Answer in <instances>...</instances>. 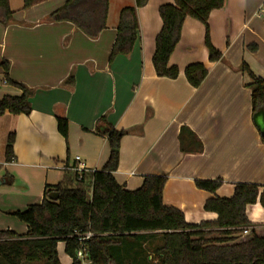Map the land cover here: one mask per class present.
<instances>
[{
  "label": "crops",
  "instance_id": "crops-1",
  "mask_svg": "<svg viewBox=\"0 0 264 264\" xmlns=\"http://www.w3.org/2000/svg\"><path fill=\"white\" fill-rule=\"evenodd\" d=\"M66 1L44 0L24 9L23 0H10L13 20L8 25L0 22V64L8 60L10 78L33 91L30 114L0 116V230L26 234L27 224L6 211L40 203L45 186L59 183L77 164V155L92 171L104 167L110 144L95 131L103 115L117 129L135 128L121 141L114 172L118 183L136 190L145 175H167L163 201L179 208L188 223L216 220L218 214L204 208L206 200L232 196L236 183L264 184V114H253L247 86L251 78L240 68L246 62L264 78V0H225L222 8L211 12V39L223 53V59L215 62L209 60L205 26L187 17L169 61L180 68L176 79L158 76L152 61L162 27L159 6L173 0H149L138 9L134 49L112 62L119 12L135 0H110L107 27L96 38L70 21L48 20ZM248 45H257V50ZM195 62L209 70L198 88L184 74L185 67ZM71 74L75 83L69 87L65 80ZM3 78L5 69L0 66ZM22 94L21 88L0 83V100ZM60 114L68 118L67 139L58 130ZM184 126L202 141L200 152L181 150L179 134ZM10 132L16 135L14 158L6 161ZM196 179L223 183L211 193L197 187ZM247 215L252 223L264 226L260 202L248 205ZM154 240L149 241L148 254L156 262L152 247L159 240ZM60 244L65 252V243ZM59 257L62 264H72L66 252Z\"/></svg>",
  "mask_w": 264,
  "mask_h": 264
},
{
  "label": "trees",
  "instance_id": "trees-1",
  "mask_svg": "<svg viewBox=\"0 0 264 264\" xmlns=\"http://www.w3.org/2000/svg\"><path fill=\"white\" fill-rule=\"evenodd\" d=\"M44 0H23L27 9ZM149 0H135L119 12L117 35L112 46L110 62L118 55H129L137 42L140 28L138 9ZM225 0H173L159 6L162 27L155 39L153 65L158 76L176 79L180 74L177 65H170V57L182 36L187 17L205 26V45L212 62L222 60L223 53L212 42L209 17L213 10L222 8ZM110 0H67L48 15L51 21H70L86 35L96 38L107 27ZM264 16V5L261 9ZM14 11L10 0H0V22L8 25ZM257 50V45H248ZM9 61L0 66L5 69V81L23 90V94L5 95L0 100V116L30 114V97L33 91L24 83L13 81L9 74ZM241 70L251 78L252 112L264 114V78L255 74L246 62ZM209 70L204 63L187 65L184 74L195 88L202 85ZM75 83L71 74L65 85ZM58 130L67 139L68 118L57 115ZM134 129H117L101 116L95 131L106 136L110 144V157L101 170L78 173L67 169L56 185H46L40 203L28 205L25 210H8L27 224L28 231L19 235L0 230V264H62L58 244L65 243V252L72 264L77 259L80 241L76 232H94L87 243L93 264H264V226L256 225L247 215V206L260 202L264 207V184L238 182L230 197L215 196L206 200L204 208L216 212L214 221L191 224L184 213L163 201L167 175H145L142 186L127 190L118 183L114 172L120 163L122 138ZM15 132L7 137L5 159L14 158ZM264 141V138L262 137ZM183 152H200L203 143L189 127H182L179 134ZM197 141V142H196ZM8 184L13 178L8 177ZM196 186L215 193L222 179H196ZM58 193L52 199L50 194ZM250 227L248 233H243ZM159 241L152 247L158 261L150 259L149 241ZM155 241V240H154ZM148 242V243H146ZM146 243V245H144Z\"/></svg>",
  "mask_w": 264,
  "mask_h": 264
},
{
  "label": "built area",
  "instance_id": "built-area-1",
  "mask_svg": "<svg viewBox=\"0 0 264 264\" xmlns=\"http://www.w3.org/2000/svg\"><path fill=\"white\" fill-rule=\"evenodd\" d=\"M1 82L6 83L5 78L0 79V83ZM75 159L77 161V164L70 167L69 169L76 171L78 173L79 178H81L84 173L92 171L87 167L86 162L82 159L81 156L77 155ZM250 229H251L250 227H245L243 229V233H248ZM76 233L81 243L80 248L78 249L77 254H76L77 259L81 262V264H93L92 259L89 256L87 243L94 236V232L86 231L83 233H80V232H76Z\"/></svg>",
  "mask_w": 264,
  "mask_h": 264
},
{
  "label": "water",
  "instance_id": "water-1",
  "mask_svg": "<svg viewBox=\"0 0 264 264\" xmlns=\"http://www.w3.org/2000/svg\"><path fill=\"white\" fill-rule=\"evenodd\" d=\"M261 135H262V137L264 138V129H262L261 128ZM50 197L52 198V199H57L58 198V193L57 192H52L51 194H50Z\"/></svg>",
  "mask_w": 264,
  "mask_h": 264
},
{
  "label": "rangeland",
  "instance_id": "rangeland-1",
  "mask_svg": "<svg viewBox=\"0 0 264 264\" xmlns=\"http://www.w3.org/2000/svg\"><path fill=\"white\" fill-rule=\"evenodd\" d=\"M60 243H61V242H60ZM60 243L58 244L59 254L64 256V255H65V252H64V250H63V248H62L63 245L60 244ZM69 261H70V260H69Z\"/></svg>",
  "mask_w": 264,
  "mask_h": 264
}]
</instances>
